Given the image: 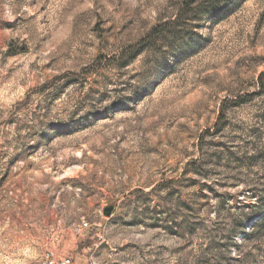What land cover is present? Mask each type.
<instances>
[{"label":"rangeland","instance_id":"obj_1","mask_svg":"<svg viewBox=\"0 0 264 264\" xmlns=\"http://www.w3.org/2000/svg\"><path fill=\"white\" fill-rule=\"evenodd\" d=\"M188 3L0 0V264H264V0Z\"/></svg>","mask_w":264,"mask_h":264},{"label":"trees","instance_id":"obj_2","mask_svg":"<svg viewBox=\"0 0 264 264\" xmlns=\"http://www.w3.org/2000/svg\"><path fill=\"white\" fill-rule=\"evenodd\" d=\"M195 0H189V3L187 6H191L192 3H194ZM227 1V0H225ZM246 98H240L238 100H236L234 103H239V102H243ZM249 220V219H248ZM264 227V213H259V216H257V219L250 225L249 230L244 231V239H249V238H254L256 231L259 228H263Z\"/></svg>","mask_w":264,"mask_h":264},{"label":"built area","instance_id":"obj_3","mask_svg":"<svg viewBox=\"0 0 264 264\" xmlns=\"http://www.w3.org/2000/svg\"><path fill=\"white\" fill-rule=\"evenodd\" d=\"M88 226H89V223L87 221H83L80 228L88 227ZM47 264H72V259L71 258H60V259L56 260V259L52 258V259L48 260ZM91 264H96V263L91 262Z\"/></svg>","mask_w":264,"mask_h":264},{"label":"water","instance_id":"obj_4","mask_svg":"<svg viewBox=\"0 0 264 264\" xmlns=\"http://www.w3.org/2000/svg\"><path fill=\"white\" fill-rule=\"evenodd\" d=\"M113 207H114L113 204H111V206H107L106 209H105V214L106 215H110Z\"/></svg>","mask_w":264,"mask_h":264}]
</instances>
